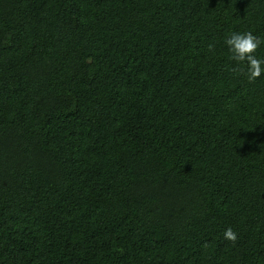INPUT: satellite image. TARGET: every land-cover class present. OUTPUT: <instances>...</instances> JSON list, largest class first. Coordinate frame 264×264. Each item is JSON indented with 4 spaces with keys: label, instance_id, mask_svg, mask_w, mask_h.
<instances>
[{
    "label": "trees",
    "instance_id": "trees-1",
    "mask_svg": "<svg viewBox=\"0 0 264 264\" xmlns=\"http://www.w3.org/2000/svg\"><path fill=\"white\" fill-rule=\"evenodd\" d=\"M249 31L264 0H0V264H264Z\"/></svg>",
    "mask_w": 264,
    "mask_h": 264
},
{
    "label": "clouds",
    "instance_id": "clouds-1",
    "mask_svg": "<svg viewBox=\"0 0 264 264\" xmlns=\"http://www.w3.org/2000/svg\"><path fill=\"white\" fill-rule=\"evenodd\" d=\"M262 40L252 32H233L225 39V44L231 53V59L246 63L247 75L254 80L264 74V57H258L255 53ZM225 237L235 240L236 233L231 228L225 230Z\"/></svg>",
    "mask_w": 264,
    "mask_h": 264
}]
</instances>
